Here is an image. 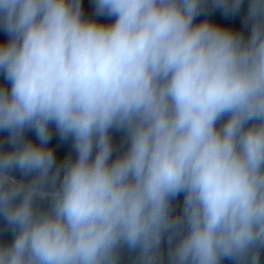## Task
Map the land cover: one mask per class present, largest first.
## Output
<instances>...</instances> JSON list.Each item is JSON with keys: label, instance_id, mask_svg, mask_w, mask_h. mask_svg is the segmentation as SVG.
<instances>
[{"label": "clouds", "instance_id": "9594fccd", "mask_svg": "<svg viewBox=\"0 0 264 264\" xmlns=\"http://www.w3.org/2000/svg\"><path fill=\"white\" fill-rule=\"evenodd\" d=\"M90 2L0 0V264H264V0Z\"/></svg>", "mask_w": 264, "mask_h": 264}, {"label": "trees", "instance_id": "16d2710c", "mask_svg": "<svg viewBox=\"0 0 264 264\" xmlns=\"http://www.w3.org/2000/svg\"><path fill=\"white\" fill-rule=\"evenodd\" d=\"M82 4L84 6V10H85V14L88 16H91L93 14V6L90 2V0H82ZM205 18V16H201L198 17V20H203ZM206 18L209 19L212 22H216V23H220L224 26H231L233 28L236 29H243V24H242V20H243V11L240 14H237L235 16H225L223 14V12L219 9H215V10H210L207 14H206ZM103 22H110L107 20V18L104 17H99L97 18ZM245 32L247 31V29H243ZM0 39H4L6 40L7 37L6 35L0 33ZM0 83H4L3 77L0 76ZM6 134L4 133H0V139H3L5 137ZM28 135H30L33 139H35V136L33 133H28ZM113 139L115 143H119L120 140V134L119 133H114L113 134ZM56 146V150L59 156H63L65 153L71 151V144L70 142H59L58 138H54V140L51 142ZM182 199V197L180 198ZM4 238H10V234H2L0 233V239H4ZM262 257H264V254H262ZM230 264V262H229Z\"/></svg>", "mask_w": 264, "mask_h": 264}]
</instances>
